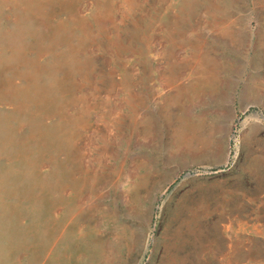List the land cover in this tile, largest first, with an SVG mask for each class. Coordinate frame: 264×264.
<instances>
[{"label": "rangeland", "instance_id": "obj_1", "mask_svg": "<svg viewBox=\"0 0 264 264\" xmlns=\"http://www.w3.org/2000/svg\"><path fill=\"white\" fill-rule=\"evenodd\" d=\"M134 7L79 17L88 33L73 68L83 92L69 118L85 117L81 138L67 144L59 135L50 143L62 149L43 145L42 157L30 136L56 123L40 125L23 88L10 81L37 63L49 83L61 69L47 54L37 60L41 43L80 35L48 2L0 0V264H264V0H138ZM220 15L228 22L207 24ZM112 28L125 41L118 55L108 42ZM20 31L28 52L19 57L9 47ZM199 39L219 59L224 86L209 80L198 96L185 91L170 101L163 77L170 61L160 54L174 48L189 56ZM61 43L56 56L67 51ZM192 76L182 74V86ZM66 160V171L54 168ZM19 177L20 188L41 186L44 199L10 194ZM70 204L82 211L80 236L59 237ZM51 236L58 239L52 257Z\"/></svg>", "mask_w": 264, "mask_h": 264}, {"label": "bare ground", "instance_id": "obj_2", "mask_svg": "<svg viewBox=\"0 0 264 264\" xmlns=\"http://www.w3.org/2000/svg\"><path fill=\"white\" fill-rule=\"evenodd\" d=\"M43 1L48 2V4H52V6H54L56 9H60V10L62 9V11L58 14V16H61V17L67 16L65 17L67 24L70 25L69 27L73 32L79 33L80 35L79 37L81 41L80 42L79 37L75 36L74 34L72 36H68V35L66 36L65 33H58V35L60 36L59 39H62L61 42H64L65 44H67V51L59 56H56V55L62 43L58 40L57 37H55L54 40L50 39V41H47V43L45 42L41 43L42 53H41L40 58L37 55V60H39L40 62L41 58L47 54V56H49L51 59L53 60L56 59V62H54V68H56L57 66L58 69H61L60 71L61 74L56 77H53L51 80H49V83L41 82L42 74L41 75L39 74L38 68L36 67L37 63L30 66V68L28 69V72L22 73V75H19L18 79L13 78L10 81V85L12 87L17 86L18 88L20 87L23 88L21 90V93L27 99H30L28 103H31L30 105L34 108L36 112L35 116L33 117L37 119V122L40 125L44 124L48 119L56 123L53 130L48 131V130L41 129L42 128L41 127L40 131L36 133H32L30 136V139L32 140L34 144H39V146L37 147L39 148L40 151H42V157H45V152H43V148H42L43 145L44 146L49 145L48 146L49 152H56V151L58 152L60 149H62L61 148V145H63L62 143H57V142H55L54 144L50 143L51 141L55 140L59 135H62V136L64 135V137L67 139L65 141L67 144H69V140L73 142L74 140L77 141L81 138L80 137L81 133L79 134L78 132L80 131L79 130L80 128H78V124H80L83 118L85 117L80 118V119H77V118L70 119L69 118L72 116L71 110L73 108L74 109L76 108L74 104L75 103L78 104V102L76 101H79L78 99H80V95H82V92H83V90H80L77 86V80L75 78L74 68H73V62H74L75 56L77 55L79 49L81 52L82 47H83V46L77 47L78 45L82 44V41H83L81 38L82 34L88 33V28H86V25L84 23L83 24L81 23L79 17L90 15V16H95L96 18L100 20V19H103L104 16H109L113 13H116V11H119V10L132 11L135 8L134 6L138 2V0H116L117 2H115V0H43ZM44 6H45V3L42 2L41 8L44 9ZM56 9L53 10V12H56L57 11ZM55 16L56 15H52L51 18ZM14 20L16 22L19 21L18 17L15 18ZM227 22L228 21L224 19L223 16L220 15V16H213L211 20H208L207 24L209 25V23H212L211 27L215 28V26H220ZM202 25L205 26V24H200L198 26H202ZM208 25H206V27ZM112 29L115 30V33H114L115 41H113L112 37L108 36V38H111L108 42L112 46V49L114 52L113 54L117 53L118 55L120 48L122 47L126 48V46L124 45L125 41L121 38L120 32L118 29L116 28H112ZM24 34H25V31H20L16 35V40L13 41L9 47L12 53L17 54V55L19 54V57L28 52L27 48L25 49L24 45L20 42V39L24 36ZM234 34L232 33L231 35H234ZM200 43H201V40L199 39L198 42L195 43V46L192 45L194 49H192L189 52V56H185V57H180L179 56L180 53L176 55L177 51L174 48H172V50L171 48L170 50L165 49L163 52H161L160 55L162 56L166 54L170 61L169 66L165 69L163 73L164 82H167V88H168L166 93L167 95H169L170 101H172L175 97H179L185 91L188 93L190 92L192 94H195L196 92L203 90V87L205 88L204 84L208 83L209 80H211L213 84L215 82L217 85L224 86L225 81L220 74L221 72H219L218 70L219 64L217 63V61H219V59L216 57L215 58L216 61H215V60H212L214 58L210 56L208 57L205 53L207 52V50H205V52L203 50L205 46H203ZM55 49L57 50L56 53H55ZM14 58H16V56L11 57V59H14ZM187 68L189 71H186ZM32 72H33V75L31 74ZM185 72L188 75H189V72L190 74L193 75L192 79H190V81L187 83L186 88L182 86L183 83L180 81V79L182 78V74H184ZM203 75L204 76L208 75V79H203ZM22 83L24 84L22 85ZM75 95H79V97L77 100L72 102ZM195 95H197V93ZM134 97L136 98V96H133V97L131 96L130 100L128 101L132 103L134 100ZM85 104H86L85 101H83V106ZM92 107L93 106H89V108H92ZM249 107H250L249 105H246L244 108L248 109ZM76 113L77 112L74 113V116H76ZM85 113H88V114L90 113L88 108L87 109L84 108L83 114ZM146 122H147L146 129L151 128L152 123H153L151 118L146 119ZM183 131H184L183 127H178L177 131L175 130L174 132H177L178 134L181 135ZM68 163H69V160L63 161V164L60 169H58L56 166L54 168L59 171H66ZM21 179L22 178L19 177V180H15L12 186V189H9L10 190L9 193L10 194H21L20 200L24 202L29 201L32 203H36L37 201H39L43 194L42 191L40 192V189H42L40 188L41 186L39 187V185H37V187H33L32 189L20 188L19 183L22 181ZM41 199H44V198L42 197ZM68 206L71 207L69 215H71L72 213L73 215L71 216V218H68L66 219L65 222H63L64 225L61 227L59 237L61 236L64 238L68 236L69 233H73V234L75 233L79 237L80 236L79 229L81 226L80 219H81L82 211L78 209L77 206L73 207L71 204ZM50 228L52 232L59 229V227L57 228V226L52 225V224L50 225ZM14 232H15L14 234H17V230H14ZM57 241L58 239L55 236H51L48 239V246L50 247L49 254L51 255V257L56 251ZM39 245H40V242L38 241L37 243H33L31 246L32 250L34 252H37V256L40 254L39 249H41L39 248ZM67 257H68V260H70L74 256L68 255Z\"/></svg>", "mask_w": 264, "mask_h": 264}]
</instances>
